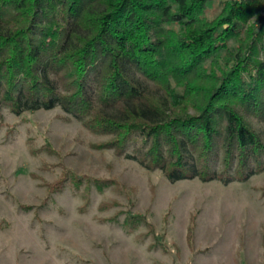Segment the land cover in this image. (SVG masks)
Instances as JSON below:
<instances>
[{
  "label": "trees",
  "instance_id": "trees-1",
  "mask_svg": "<svg viewBox=\"0 0 264 264\" xmlns=\"http://www.w3.org/2000/svg\"><path fill=\"white\" fill-rule=\"evenodd\" d=\"M213 1L0 0V109L59 108L170 183H246L264 172V0Z\"/></svg>",
  "mask_w": 264,
  "mask_h": 264
},
{
  "label": "rangeland",
  "instance_id": "rangeland-1",
  "mask_svg": "<svg viewBox=\"0 0 264 264\" xmlns=\"http://www.w3.org/2000/svg\"><path fill=\"white\" fill-rule=\"evenodd\" d=\"M0 122V264H264V172L228 186L170 183L93 149L106 138L59 108H3ZM65 171L83 179L81 192L59 188ZM128 214L144 217L133 232Z\"/></svg>",
  "mask_w": 264,
  "mask_h": 264
}]
</instances>
